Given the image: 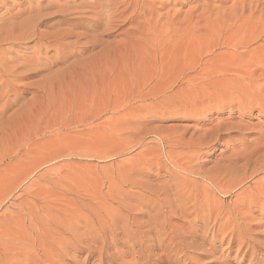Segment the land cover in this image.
Instances as JSON below:
<instances>
[{"label":"rangeland","instance_id":"obj_1","mask_svg":"<svg viewBox=\"0 0 264 264\" xmlns=\"http://www.w3.org/2000/svg\"><path fill=\"white\" fill-rule=\"evenodd\" d=\"M38 1L42 8L65 2L0 0V37H25L2 49L26 45L21 55L32 57L36 45L27 37L48 31L33 26L29 12ZM167 3L179 11L180 21L188 10L201 19L190 31L173 35L165 19L153 18L143 49L120 52L102 82L79 87L63 73L65 65L51 66L50 73L23 81L27 91L10 102L13 106L4 109L0 103V264L10 258L21 264H100L95 252L101 250L110 258L102 264H171L162 251L170 236L165 231L194 236L187 241L198 249L188 250L191 262L179 264H264V248L250 257L242 243L230 248L229 238L222 243L221 235L209 231L219 214L223 225L236 212L246 237L264 244V199L255 198V189L264 186L259 182L264 169L250 175L264 161L238 162L223 185L248 180L230 196L203 178L216 174L220 183L230 157L264 152L256 150L259 137L264 139V99L249 113L230 112L228 107L239 103L238 87L231 86L236 74L220 77L222 67L247 59L238 55L248 37H262L248 50L264 46V5L257 0ZM52 17L41 19L51 24L58 20ZM118 39L115 34L106 41L113 45ZM214 44H220L216 52L205 56ZM136 229L140 235H134ZM151 230H163L161 241ZM156 241L163 245L157 248ZM126 243L137 253L119 259L115 254ZM76 245L85 251L75 253ZM109 246L117 247L115 254ZM90 249L94 255L88 258Z\"/></svg>","mask_w":264,"mask_h":264},{"label":"bare ground","instance_id":"obj_2","mask_svg":"<svg viewBox=\"0 0 264 264\" xmlns=\"http://www.w3.org/2000/svg\"><path fill=\"white\" fill-rule=\"evenodd\" d=\"M58 2L59 1H56V3L42 8L40 1H38L29 12L31 18L33 19V26L35 28L44 27L48 30L47 32L36 31L35 37H27L28 40L32 38V43L36 45L35 50L32 52V57L27 59L21 55V53H25L29 49L26 45L18 46V50H14L10 47L2 49V47L5 46H13L15 44L23 43L25 37H0V103L4 105V109L6 106L11 104V101H16V99L20 97V94H22L27 88V85H24L25 83L23 84L25 79L31 78L35 73L47 70L50 73L51 70L49 69L51 66L56 67V65H65L66 67L62 69L63 73L68 71V75H71L79 87H83L89 82L96 84L100 81H104L110 76L111 70L114 67V62L116 58H118L120 52L129 49L132 51L131 48L133 46L143 49L144 39L150 36L152 28L154 27L153 18L155 17H162L165 19L164 24L169 31H172L173 35H181L190 31V28L194 26L196 21L201 19L198 18L196 20L195 17L193 18L191 11L188 10L187 17L180 21L179 11L171 9L167 0H65L64 3ZM257 2L260 5H264V0H257ZM159 8L164 10L162 16L157 14V9ZM43 10H53L52 13L49 12L50 17H57L58 20L51 24H47L48 22H44L45 20H42L41 17L43 18V16H49V14L42 16L41 11ZM59 25H66L67 28H60ZM115 34H117V37L119 38L118 41H116L113 45L109 44L106 41V38L114 36ZM190 38L191 37H189V39ZM261 40L262 37H248L247 40L239 44L243 50L240 52V55H238L239 59L242 57H246L247 59L242 60L241 62H235L232 66L222 67L220 69V72H224L221 74V78L227 76L229 73L236 74L235 80L232 82L231 86H233V90L238 87L237 91L239 93V103L237 104V107L229 106V111L232 110L230 112L238 109L241 113H249L252 110L258 109L261 105V101L264 99V78H262V74L264 73V46H259L260 49L257 47L253 50H248L255 41L259 42ZM218 45L220 44L212 45L211 49L205 53V56H211L215 53L218 49ZM234 48L237 47H229V49ZM49 51H52L53 55H51L48 59L46 56ZM38 59L47 61V65ZM198 61L201 62V57H199ZM193 69L194 68L189 69L188 73H190ZM257 72H260L258 76H256ZM42 97L39 95L35 99L41 101L43 99ZM10 98L12 99L9 100ZM11 106L13 105L11 104ZM0 108L3 107L1 106ZM1 119L2 118H0V120ZM19 136L20 135H18V137ZM261 137H259V140L262 145L258 144L260 147L256 150H264V139ZM14 140L15 139H13V141ZM256 152L257 151H253L242 158L237 157L236 155L230 157L227 160L228 164L222 167L224 172L220 183L213 178L216 174L206 175L203 178L206 179L213 188L217 189L224 195L226 194L227 196H230L238 185L248 179L245 178L238 182L230 181L227 183V186L223 185L226 183H223L224 180L236 172L237 169L235 168L241 160L256 157L254 161L251 159L256 166L259 164V161H264V152ZM256 166H254V169ZM244 167L246 166L244 165ZM257 167L250 175L254 173L256 175L257 172L264 169V166ZM244 170L246 171V168H244ZM201 173L202 172L196 173L195 175H200ZM243 175L245 174H242L241 176ZM259 182H264V179H260ZM255 194V198L264 199V186L255 189ZM250 199L251 197L248 200L246 199L248 203L250 202ZM245 203L243 202V204ZM222 215L223 214H219L217 216L219 218H215L213 223L211 221L212 214L210 213L208 221H211L209 224L212 223V227L209 230L211 235H221L222 237L219 239L222 243H225L227 238H229L227 242L229 247H233L236 241L242 243L246 255L250 257L256 255L258 251H261L264 248L263 243L257 242L253 239L249 240L246 237L249 234L248 229L243 222H240L241 216L236 214V212L230 213V219L226 220L223 225H219L220 217H222ZM221 219H223V217ZM226 228H228L227 230H230L229 234H227V231L225 230ZM139 231L136 229V231H134V235L138 233V235H140L141 233ZM151 233L153 236L155 235L153 233H157L158 240L161 241L163 230L156 232L151 230ZM165 233L170 236H167L169 237L168 244L166 241L167 245L164 246L162 250L165 254L164 258L171 264H179L180 262L185 261L191 262L192 259L188 255V250L198 249L193 242L187 241L189 238L194 237L193 234L191 232H186L188 235L185 236V232L181 233L174 231H165ZM141 236H139V238ZM154 239L156 240L155 237ZM165 239L167 240L166 235ZM179 240H181V242H178ZM245 240H247V243H244ZM148 242L151 243L150 245H155V242L153 241ZM157 242L158 241H156V245ZM162 242H164V240ZM120 245L122 246V244ZM126 245L127 243L122 246L124 247V250L121 252L116 249L119 251H117V253L114 249L117 248L116 246H109L107 248H113L115 251L113 253H116L115 255L121 259V257H129L135 253L133 250V243L127 246ZM158 245L157 248L163 244ZM214 247L216 246L214 245L210 248L213 249ZM73 250L75 253L85 251L81 248V246L77 245ZM104 252L106 253V251L103 250H101L100 253L95 252L102 261H100V264L105 261L107 262L108 259H110ZM142 253L139 252L138 256H141ZM92 255H94L93 250H87L88 258L92 257ZM112 260H114V257ZM254 260H256V258H254ZM6 264H21V261L16 258H10Z\"/></svg>","mask_w":264,"mask_h":264}]
</instances>
